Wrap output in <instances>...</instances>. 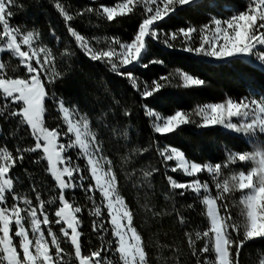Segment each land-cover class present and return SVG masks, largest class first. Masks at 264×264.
<instances>
[{"label":"snow or ice","instance_id":"snow-or-ice-1","mask_svg":"<svg viewBox=\"0 0 264 264\" xmlns=\"http://www.w3.org/2000/svg\"><path fill=\"white\" fill-rule=\"evenodd\" d=\"M200 3L202 0H120L114 6L100 5L99 8L89 7L75 13L61 0H55L53 6L62 17L76 47L85 56L109 66L116 75L126 77L133 89L143 98H148L169 83L173 75L179 77L185 88L205 84L204 80L180 69L161 76L159 80L154 79L151 84H142L131 71L132 67L146 68L149 64L164 63L157 58L143 63L150 40L169 49L218 61L254 58L260 70L264 71V0H247L245 10H235L227 18L213 16L199 28L189 25L166 32L159 27L179 9L196 7ZM17 7H22L18 0H0V118L16 121V127L10 133L13 140L21 132L27 131L34 144L16 146L12 150L6 140L0 143V264H72L73 259L75 264H117L114 259L117 255L119 264H151L147 245L134 226L136 213L120 191L114 161L105 154L104 142L88 114L82 113L75 105H66L55 93L49 96L44 81L49 85L54 84L62 75L56 70V55L52 48L41 42L39 32L10 23L15 15L13 9ZM138 11L141 19L132 38L124 41L119 37H105L103 47H96L92 43L95 40L96 44H101L100 38L89 39L71 23L86 13H95L112 22L117 17ZM51 35L60 42L61 38L54 29ZM6 53L23 66L26 70L24 76L9 74V64L2 56ZM61 55L70 57L74 52L65 48ZM12 72L15 73L16 69L13 68ZM49 98L57 108L62 125L50 127L46 122V101ZM116 103L119 104V101ZM124 115H129L127 109ZM145 115L152 120L153 131L162 136L194 123L191 118L193 113L182 110L165 116L145 105ZM195 115L201 118L198 127L222 126L246 137L254 150L235 152L226 149L224 161L201 164L186 159L185 153L176 147H157L156 151L165 162V167H168L167 162L175 161L170 171H179L192 178L179 182L168 175L170 191L164 198L173 202L172 212L177 214L181 225L188 221L176 208V196L184 197L192 193L194 200L203 206L201 215L205 216L207 226L184 234L192 256L197 257V264H239L243 246L256 238H264V94L252 92L239 100L228 98L224 102L207 103L198 106ZM106 116L107 113H104L99 119L103 121ZM111 131L115 134L118 130ZM120 135L127 138L126 132H120ZM3 136L5 134L0 128V137ZM19 143H23V137H19ZM148 150L133 148L124 157V163H130ZM73 151H76L75 157L71 154ZM32 153H42L33 162L39 165L46 161L45 171L55 182L53 192L58 190V195H51L45 200L33 181L31 191L35 193V203L29 195L16 190L19 177L12 174L26 154ZM81 160L84 161L83 166L78 162ZM238 163H251L252 166L231 170L230 166ZM225 169H230L229 175L225 174ZM158 170L155 167H133L126 172V178L132 182L133 188L146 185L150 189L151 178ZM202 173H207L210 180H201ZM89 180L91 183L86 184ZM213 187L215 192L212 191ZM76 189L82 190L91 202L88 214L96 218L92 222V231L101 241V246L90 250V254L84 251L82 219L79 215L85 206L78 205L67 196L69 191ZM236 192L241 193L239 205L242 206V222L231 214L229 201L235 203L233 194ZM96 193H99V202ZM52 207L54 211H50ZM141 207L145 213L155 217L166 214L148 203ZM187 208L194 209L195 204L190 203ZM105 209L107 221L104 218ZM53 224L59 225V234L53 230ZM109 233L112 239L107 238ZM201 241L203 246L197 247ZM66 243L71 245L72 252L63 246ZM172 251L178 253L179 249L172 248ZM208 253H214V260L208 255H203L201 259L202 254ZM176 264H180L178 256ZM258 264H264V254L260 255Z\"/></svg>","mask_w":264,"mask_h":264},{"label":"trees","instance_id":"trees-1","mask_svg":"<svg viewBox=\"0 0 264 264\" xmlns=\"http://www.w3.org/2000/svg\"><path fill=\"white\" fill-rule=\"evenodd\" d=\"M55 0H18L22 7L14 8L15 15L10 23L19 25L22 29L36 30L41 34V42L53 49L56 55V70L62 73L54 84H45L49 96L55 93L62 98L66 105H75L82 113L88 114L94 129L98 132L100 139L104 142L105 154L114 161L115 171L119 177L120 191L125 196L127 203L136 213L134 226L142 235L147 250L150 254L151 264H176V257H179L180 264H197V257L192 256L188 247L185 232L202 230L207 226L205 216L201 215L203 206L199 201L194 200V194L189 193L184 197L176 196L175 204L179 212L187 219V224L179 223L177 214L172 212L173 202L165 200L164 196L170 191L167 176L171 175L179 182L192 179L183 175L182 172L172 173L170 168L175 166V161H162L157 147H176L186 155V159L198 163H217L226 159V149L235 152L254 150V146L247 142V138L241 134H236L222 126L198 127L200 117L195 115L198 106L207 103L224 102L228 98L244 97L252 92L264 94V71L260 70L254 58H242L236 60L218 61L213 58L196 56L179 50L165 47L161 43L149 41L147 54L143 63L157 58L163 64H149L148 67L135 66L131 68L133 74L143 83L151 84L159 80L161 76L175 73L177 69L183 70L205 81L201 86L185 88L178 76L173 75L169 83L155 93L153 96L143 98L138 91L132 88L126 77L118 76L110 71L109 66L100 61H91L80 51L74 39L68 34L62 17L54 8ZM70 11L75 13L86 8H99L100 5L114 6L120 0H61ZM247 0H202L196 7L185 6L179 9L174 15L166 18L159 24L164 31H174L189 25L197 28L207 24L215 16L217 18H227L235 10H245ZM141 16L139 11L125 17H117L109 22L97 16L95 13H86L73 20L72 26L89 39L98 37L101 44L92 43L96 47H103L105 37H119L128 41L132 38L138 27ZM54 29L56 35L61 40L57 42L51 35ZM199 37L197 36V43ZM177 46H179L177 42ZM68 48L74 52L70 57H64L61 53ZM3 60L9 64L7 69L9 74L24 76L26 70L19 65V61L12 58L10 54H2ZM16 69L13 73L12 69ZM124 71V69H122ZM119 101V104L116 103ZM47 113L46 122L50 127L63 124L59 118V113L51 98L46 101ZM145 105L162 115L174 114L176 110L193 113L194 123L184 125L177 132L160 135L153 131L152 120L145 115ZM128 110L129 115L125 116L124 111ZM107 113L103 121L99 118ZM107 125V127H105ZM16 121H5L0 118V128L5 136L0 137V143L7 142V146L14 150L16 146L27 147L34 144L30 133L23 131L19 137H23V143H19V137L13 140L10 133L15 129ZM111 129L118 131L113 134ZM66 130V128L64 129ZM120 132H126L125 139ZM148 148L142 155H138L130 163H124V157L128 156L133 148ZM72 156L75 157L76 151ZM42 153L26 154L22 163L13 169V175L19 177L16 190L27 194L35 203V193L31 191L32 183L35 184L42 193V197L47 200L51 195H58V190L53 192L55 182L50 174L45 171L46 161L37 165L33 161ZM84 165V161H78ZM251 163L236 164L230 166L231 170L238 171L241 168L251 167ZM135 167L136 169L155 167L159 170L151 178L152 187L142 186L139 189L132 187V182L126 178V172ZM27 170V171H26ZM226 175L230 174V169L224 170ZM139 180V175L137 176ZM201 180H210L207 173L200 174ZM91 183V181H86ZM180 191V190H177ZM215 192V188H212ZM241 193L233 194L235 203L229 201L231 214L234 219L242 222L239 205ZM67 196L74 199L78 205L85 206L84 211L79 214L82 219L81 231L83 232L82 242L85 254H90V250H95L101 246L96 233L92 231V222L96 219L88 214V207L91 202L86 199L85 193L76 189L69 191ZM97 202L100 200L99 193H96ZM11 203V199H9ZM148 203L150 207L166 213L159 217L151 213H145L141 205ZM195 204L194 209H188L187 205ZM54 211V207L50 208ZM104 218L107 221V211L104 210ZM54 220L55 217L53 216ZM53 230L59 234V225H52ZM110 227V226H109ZM45 229V233H46ZM235 235V233H233ZM108 239H112L110 233ZM168 245L169 247H163ZM69 252H72L70 244L63 245ZM203 242H198L197 247H202ZM172 248L179 249L174 253ZM264 254V238H256L247 242L241 249L239 264H258L260 255ZM111 256V253H108ZM210 256L214 260V253L202 254ZM119 264L118 255L114 257ZM72 264H75L73 259Z\"/></svg>","mask_w":264,"mask_h":264},{"label":"rangeland","instance_id":"rangeland-1","mask_svg":"<svg viewBox=\"0 0 264 264\" xmlns=\"http://www.w3.org/2000/svg\"><path fill=\"white\" fill-rule=\"evenodd\" d=\"M227 17H229V16H227ZM20 66H21V65H20ZM21 67L23 68V66H21ZM224 129H225V128H224ZM16 242H17V244H18V238H17V241H16Z\"/></svg>","mask_w":264,"mask_h":264}]
</instances>
